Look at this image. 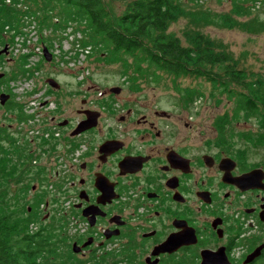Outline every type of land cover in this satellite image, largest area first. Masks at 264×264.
I'll use <instances>...</instances> for the list:
<instances>
[{"label":"flooded vegetation","instance_id":"obj_1","mask_svg":"<svg viewBox=\"0 0 264 264\" xmlns=\"http://www.w3.org/2000/svg\"><path fill=\"white\" fill-rule=\"evenodd\" d=\"M49 78L41 93L48 97L53 90L50 120L32 141L21 142L37 152L35 161L45 153L44 162L31 165L45 174L39 185L22 188L34 194L28 200L67 192L73 253L99 264H107L111 254L125 258L112 264H264V161H251L236 138L260 147L264 133L234 137L222 130L226 121L217 124L209 142L195 141L187 120L157 102L145 103L138 90L135 103L119 98L125 90L120 85L107 90L75 85L66 91L59 82L53 88ZM1 93L9 95L4 104L0 100L6 110L14 93ZM22 109V120L34 117ZM234 112L235 107L221 118H258L264 125L259 114L246 118ZM27 160L20 161L23 168H30ZM48 206L46 201L41 208L42 221L56 214ZM34 210L27 206L24 215ZM61 241L57 237L58 249Z\"/></svg>","mask_w":264,"mask_h":264},{"label":"rangeland","instance_id":"obj_2","mask_svg":"<svg viewBox=\"0 0 264 264\" xmlns=\"http://www.w3.org/2000/svg\"><path fill=\"white\" fill-rule=\"evenodd\" d=\"M106 1L108 2L110 11L114 14H122L129 0ZM182 1L187 9V14L172 23L168 28V32L178 36L183 43H186L185 31H199L211 37L220 49L225 50L233 56L239 68L264 76V0H253L246 3L251 14L240 16L234 14V6L231 0ZM10 4H13V2H10ZM15 4H18L19 7L27 5L23 0L17 3L14 2ZM197 12H203L208 15L230 14L236 18V25L229 27L216 21L208 22L207 20H197ZM38 15L26 16L23 14L19 18L21 21L20 29L34 30L32 37L29 34V36H24L23 38L16 35L15 38H11L13 31L6 26V30L3 32V38L11 43L8 45L7 42L5 45L2 44L0 46V50L6 46L8 47V53L0 54V72H3L4 76L5 74L7 76H13V78L3 83L0 91H12L15 88L23 95L27 85L33 87L31 90L33 93L31 95H27V93H30V90L27 89L28 92L25 93L27 95L25 99L23 97L19 98L17 95L18 102L21 105L24 104V100L41 93V90L46 87L45 78L50 77L59 82L66 91L74 89L75 85H79L81 88L83 86L84 88L89 86L92 90L95 89L94 86H98V90H107L110 86L120 85L125 90L119 95V98L124 101L131 99L135 103L134 93L138 90L137 92H140L138 95H142L140 99L146 101L145 103H148L150 100L157 102L159 108L173 109L177 116L184 118L183 121L187 120L190 123L188 130L189 136L195 141L209 138L206 140V142H209L212 138H215L214 128L218 127V118H221L225 113L227 115L229 113L232 114L234 99L213 87L212 83L206 78L181 77L174 79L168 73L159 71L158 80H154L153 76L146 78L145 75H133L131 69L128 74H124L125 69L121 61H112L105 54L100 58V52L102 50L91 47V44L85 45L84 40L88 39V36L84 34L85 30L82 32L81 29L77 30L74 26L71 30L72 33L68 34L66 33L67 27H64L63 29L57 30V32L43 31L41 38L35 35L40 30L36 29L34 25L42 22L45 18V14L38 13ZM53 21H57V19L51 20L50 22ZM45 47L51 53V60H47L45 57ZM27 53L36 54L35 56L31 55L29 58H26V63L23 64L20 61L23 59L22 56ZM125 58L130 63L134 61V58L131 56H126ZM185 87L194 88V92L179 90V88L185 89ZM51 92L53 90L49 89L48 98L54 102L55 98L50 94ZM55 94L58 93L56 92ZM41 103L43 104L44 101H41ZM17 121L16 110L7 111L0 108V125L9 128L7 133L17 139V143L21 145V148L23 147L21 142L32 141L33 139L24 134L26 130L23 127L20 129ZM227 121L228 123L222 130L226 128L227 134L234 133V137L238 132L242 131H247L249 132L248 134L252 135L264 133V125L260 124L258 118L247 121L232 118L231 120L227 119ZM185 128L183 127V129ZM54 131L52 128L49 129V132ZM236 138L238 147L243 148V151H248L247 153L251 161L255 163L264 161V145L257 147L258 145L239 140L238 137ZM262 140H264V137ZM10 143H12L11 136L4 137L0 141V149L9 148ZM33 146L31 145L30 149ZM26 148L24 147V151L31 159L29 158V160L24 161V164H29L30 168H23L25 167L23 165L20 170L9 176L7 182L6 177L1 178L9 188V193L5 192L4 195H1V197L6 196L8 212H11V209L15 210L16 215L22 217L25 210H27V206H32L35 208L34 211H36L34 215L38 217L36 221H42L45 210L41 208L46 201H49L48 210L52 211V213L55 210L56 214L43 222L45 224L52 223L58 228V231L53 236L62 239L60 243L58 242L62 249H58L57 244L56 256H46L45 263L99 264L97 260L90 262V258L82 257L80 254L76 255L70 250L74 230L73 222L69 220L71 219L70 209L64 199L68 197L67 192L63 190L59 192H46V197H44V202L41 204L40 209H36L35 198L28 200L29 196L33 197L34 194L30 193L28 195L27 192L32 185L42 183L43 174H45V172L40 174L39 170L31 168L33 167L31 165H35L37 161L39 162L42 159L44 162V159L48 157L44 155L45 153L39 152L42 157L39 158L38 156V160L35 161L37 152H30ZM49 161H52V156H49ZM25 169L29 170L27 171ZM52 180L53 182L55 181L54 178ZM25 185H28L26 188L28 191L22 188ZM12 187H15L17 192H10ZM1 191L2 187H0ZM57 209L60 211L59 214L56 211ZM38 224V222L34 223V225L32 223L30 230H36L39 226ZM79 260L84 262L80 263ZM114 260L123 262L125 258L116 254H111L106 257L107 264H112Z\"/></svg>","mask_w":264,"mask_h":264},{"label":"trees","instance_id":"obj_3","mask_svg":"<svg viewBox=\"0 0 264 264\" xmlns=\"http://www.w3.org/2000/svg\"><path fill=\"white\" fill-rule=\"evenodd\" d=\"M18 1L22 0H0V46L8 42L3 38L6 26L13 31L11 38H15V35L29 36L30 29H20L19 18L23 14L39 16L38 13H42L45 18L35 24L36 29L40 30L36 33L40 38L45 29L57 32L64 27L75 26L82 32L85 30L84 34L88 36L84 40L85 45L91 44V47L102 50L100 58L105 54L112 61H121L124 74L131 69L133 75L153 76L154 80H158L159 71L168 73L174 79L203 77L234 99V115L249 118L259 114L264 119L263 75L239 68L233 56L199 31H185L186 43L168 32L172 23L187 14L182 0H129L122 14L110 11L106 0H23L27 5L21 7L14 5ZM231 1L235 15L251 14L246 3L253 0ZM196 18L220 22L229 27L236 25V18L230 14L197 12ZM54 19L57 21L50 22ZM126 56L133 57L134 61L128 62ZM29 57L30 53L22 56L20 62L25 64ZM11 78L12 75L5 74L0 84ZM179 90L194 92V88L190 87ZM22 107L11 93L6 110H16L18 121L24 117ZM226 121V118L217 120L222 122L221 125ZM7 130L9 128L0 125V141L4 137L12 138L9 148L0 149V264H46V256H56L57 237L53 235L58 228L52 223L36 221L38 217L32 212L28 216L23 215L20 218H25L20 220L15 210L8 212L6 196L1 197L5 192L9 193L8 186L1 178L6 177L7 182L9 176L22 168L23 161H20L30 158L24 151L25 146L20 148L17 139ZM15 157H18L17 161ZM45 195H37L36 208L43 204ZM36 222L39 223L38 228L30 230V225Z\"/></svg>","mask_w":264,"mask_h":264},{"label":"built area","instance_id":"obj_4","mask_svg":"<svg viewBox=\"0 0 264 264\" xmlns=\"http://www.w3.org/2000/svg\"><path fill=\"white\" fill-rule=\"evenodd\" d=\"M72 28H73L72 26H69L68 28H66L67 29L66 33L71 34ZM44 31L46 32V31H50V30H44ZM33 33H34V30L30 29L29 34L31 37L33 36ZM35 35H37V34H35ZM21 38H23V37H21ZM35 54L36 53H30V56L31 55L35 56ZM25 88L26 89H25L23 95H21L15 88H13L12 91L16 95L17 101H18V96H19V98L23 97V99H25L27 97V95H31L33 93V92H31V90L33 89V87L31 85H30V87H29V85H27V87H25ZM27 89L30 90V93L29 94L27 93V95H26L25 93L28 92ZM41 101H44V103L42 104ZM45 103H46V105H45ZM54 107H55V102L50 100L48 97H44L42 93H39V94L34 95L33 97H31L27 100H24V104H23L24 111L29 112L30 115L33 114L34 117H31L32 119H29L27 122L24 120L18 122L20 129H22V127H23L26 130L24 132V134H26L27 137H32L33 135L40 134L42 132V127L45 126V124H46L44 122H49V113L48 112L51 111V109Z\"/></svg>","mask_w":264,"mask_h":264},{"label":"water","instance_id":"obj_5","mask_svg":"<svg viewBox=\"0 0 264 264\" xmlns=\"http://www.w3.org/2000/svg\"><path fill=\"white\" fill-rule=\"evenodd\" d=\"M8 47L6 46L4 49L0 50V54L2 53H8L7 51ZM44 53H45V57L47 58V60H51V54L49 53L48 49L45 47L44 48ZM4 76L3 72H0V79ZM48 83L51 84V86L55 87V88H59V84L56 80H54L53 78H49ZM9 98L8 94L5 93H1L0 94V100L2 102V104L5 103V101Z\"/></svg>","mask_w":264,"mask_h":264}]
</instances>
